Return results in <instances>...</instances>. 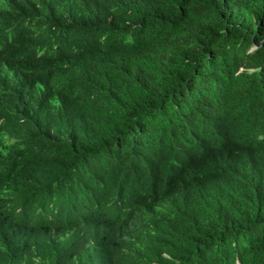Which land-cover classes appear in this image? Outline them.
I'll use <instances>...</instances> for the list:
<instances>
[{
    "label": "trees",
    "instance_id": "obj_1",
    "mask_svg": "<svg viewBox=\"0 0 264 264\" xmlns=\"http://www.w3.org/2000/svg\"><path fill=\"white\" fill-rule=\"evenodd\" d=\"M33 20L0 47L24 61L0 92L51 57L65 95L0 100V264H264V0H69ZM58 20L74 48L41 29Z\"/></svg>",
    "mask_w": 264,
    "mask_h": 264
},
{
    "label": "clouds",
    "instance_id": "obj_2",
    "mask_svg": "<svg viewBox=\"0 0 264 264\" xmlns=\"http://www.w3.org/2000/svg\"><path fill=\"white\" fill-rule=\"evenodd\" d=\"M69 0H0V47H8L12 45L17 37L27 32L31 25L35 24L33 20V15L44 14L49 8H56L58 6L67 5ZM78 4H81V0H78ZM63 20H58L56 24L51 22H44L41 25V29H48L52 27L53 30L51 34L55 38V43L57 45L74 48L64 36L61 41H58V34L60 33L57 29V24ZM88 56V55H87ZM72 64H82L85 62L83 60L80 63H76L72 58H65ZM24 62L20 58L16 61H6L0 58V68L5 64H12ZM32 78L23 84H14L0 92V100L5 95L21 96L24 93H30L32 90L36 89H46L51 88L56 92L60 100L64 97L65 92L61 89V85L54 79V76H58V71L62 67H66L60 61H56L51 57H47V63L45 65L33 66L32 65ZM13 74V73H11ZM59 77V76H58ZM70 98L74 101V97L70 92H68ZM74 120H76L74 118ZM243 145L247 146L245 143ZM5 167L3 161L0 162V171ZM197 202L199 206H206L210 200L201 198L197 196ZM29 218L24 222H28L31 219L36 220L37 224L40 225L53 219V217L59 212L50 213L45 208H38L30 211ZM3 211H0V217H2ZM51 215V216H50ZM99 215V205L95 197H93L90 191L78 198L76 202L74 218H75V229L78 232L85 230L86 228L93 231L92 223ZM8 230V229H6ZM33 235L34 238H38L37 228L29 233Z\"/></svg>",
    "mask_w": 264,
    "mask_h": 264
},
{
    "label": "rangeland",
    "instance_id": "obj_3",
    "mask_svg": "<svg viewBox=\"0 0 264 264\" xmlns=\"http://www.w3.org/2000/svg\"><path fill=\"white\" fill-rule=\"evenodd\" d=\"M253 49H254V47H253Z\"/></svg>",
    "mask_w": 264,
    "mask_h": 264
},
{
    "label": "bare ground",
    "instance_id": "obj_4",
    "mask_svg": "<svg viewBox=\"0 0 264 264\" xmlns=\"http://www.w3.org/2000/svg\"><path fill=\"white\" fill-rule=\"evenodd\" d=\"M51 216V215H50Z\"/></svg>",
    "mask_w": 264,
    "mask_h": 264
}]
</instances>
